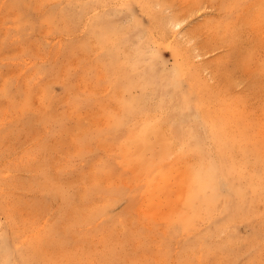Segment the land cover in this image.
Here are the masks:
<instances>
[{
    "label": "rangeland",
    "instance_id": "rangeland-1",
    "mask_svg": "<svg viewBox=\"0 0 264 264\" xmlns=\"http://www.w3.org/2000/svg\"><path fill=\"white\" fill-rule=\"evenodd\" d=\"M150 26L168 40L176 32L209 119L232 135L227 162L197 108L177 115L148 76L156 64L158 83L176 76L195 102L174 46L141 49ZM256 36L264 0H0V264H264V70H248L244 48ZM140 75L151 84L130 83ZM170 112L166 123L203 143L193 157L224 163L234 188L251 189L243 209L209 171L200 181L220 201L182 210L189 166L138 197L151 172L120 163L122 139L143 114ZM189 152L181 145L160 165L189 163Z\"/></svg>",
    "mask_w": 264,
    "mask_h": 264
},
{
    "label": "bare ground",
    "instance_id": "bare-ground-1",
    "mask_svg": "<svg viewBox=\"0 0 264 264\" xmlns=\"http://www.w3.org/2000/svg\"><path fill=\"white\" fill-rule=\"evenodd\" d=\"M147 24L150 25V22L148 21ZM115 32H117V30ZM172 36L173 40H168L160 31H156L153 26H150L147 28L145 42L141 44L140 47L141 49H144V47L152 44L153 47L156 48L155 52H158L157 47L162 44L174 46L176 48V52L181 55L182 60H177L179 62V78L186 81L191 88H189L190 93H194V95H196L195 102L191 103L185 98V90L181 89V83L178 82L176 76L164 83H158L157 77L154 74L155 71L153 70L156 64L154 65L152 71L148 72V76H152L154 78V84L156 86H160L162 89H167L169 99L171 101L168 107L176 111L177 115L186 117L193 106L197 108V112L199 114L198 116L202 118L209 127L211 135L210 141L215 146L217 157H219L220 160L227 162L228 158L226 156L231 154V150L234 146V143L231 140L232 135L227 131V128H225V122L220 120L211 121L209 119L210 114L205 110L204 104L205 98H209L210 96L204 93L203 90L205 87L198 82L199 80L196 75L191 73V71H189L186 67V64L184 63L186 60L185 53L183 51H179L177 46L174 45V37H176L175 31ZM244 48L246 49L245 64L248 70L253 71L256 69L255 71L263 73L264 59L262 60L258 57V53L264 48V41H262V39L258 36L249 37L247 38V44H244ZM155 52L153 54V58L157 63V54ZM130 83L137 84L140 87H145L151 84L148 83L143 75L138 76L137 79H132L130 77ZM156 92L162 96V92L157 88ZM257 112L259 116L264 117V101L261 105H258ZM147 114L148 113H145L139 119L135 120L128 135L124 136L122 139L124 144L122 147L125 149L120 163L125 162L129 165V167L138 163L139 168L142 171L146 172L150 170L151 172L147 183L144 186L143 192L138 196L139 198L144 200L152 199L154 195L163 191V185L169 180L178 167L189 166L190 173L188 175V179L192 180V183L190 185L187 184V189L180 198L182 210H185L186 212H196L198 210L197 212L206 211V213H208L213 208L211 205L220 201L221 197L217 192H208L210 184L208 182L200 181L203 179V174H207L209 171L212 176L225 180V182H223V187L227 189V195L235 189V193L238 197H240L241 201L236 202L233 205V209H243L245 205L244 201H246L249 195L253 192H251V189L240 190L238 187L234 188L231 180H229L226 175L227 170L224 163H220V165H214L211 162L203 163V160L191 155L193 151L192 149H200L203 147V143L200 140L194 142V140L189 139L191 135H195V133L192 132V129H188L184 125L179 128L178 122L172 124V126L166 123L167 119H170L169 121H171L175 117L172 112L166 115V117L162 116L161 113L160 116L156 115L144 117ZM215 114L217 113H214L213 115ZM167 140L169 143L166 142ZM160 142L164 143V146H162ZM181 145L184 147V150L190 151L188 153L190 156L189 163L182 161L172 163L167 161L160 165L164 158L170 155L169 153L172 150L179 149ZM212 167L214 168L213 171L211 169ZM243 179H246V177L243 176ZM227 195H224L222 198L225 199ZM235 206L237 208H235ZM167 216L168 222L171 223L173 216H169L168 214Z\"/></svg>",
    "mask_w": 264,
    "mask_h": 264
},
{
    "label": "snow or ice",
    "instance_id": "snow-or-ice-1",
    "mask_svg": "<svg viewBox=\"0 0 264 264\" xmlns=\"http://www.w3.org/2000/svg\"><path fill=\"white\" fill-rule=\"evenodd\" d=\"M177 27H179V25H177Z\"/></svg>",
    "mask_w": 264,
    "mask_h": 264
}]
</instances>
